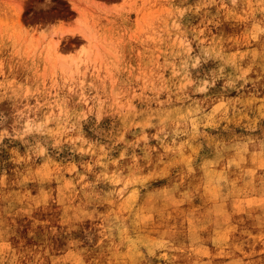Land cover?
Instances as JSON below:
<instances>
[{
    "label": "rangeland",
    "instance_id": "obj_1",
    "mask_svg": "<svg viewBox=\"0 0 264 264\" xmlns=\"http://www.w3.org/2000/svg\"><path fill=\"white\" fill-rule=\"evenodd\" d=\"M0 264H264V0H0Z\"/></svg>",
    "mask_w": 264,
    "mask_h": 264
}]
</instances>
